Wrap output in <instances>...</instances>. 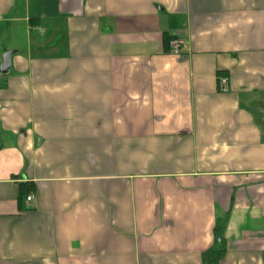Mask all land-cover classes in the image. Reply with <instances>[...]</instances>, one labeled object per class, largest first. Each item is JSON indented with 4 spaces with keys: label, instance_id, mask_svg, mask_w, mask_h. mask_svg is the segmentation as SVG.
<instances>
[{
    "label": "crops",
    "instance_id": "0c3cea01",
    "mask_svg": "<svg viewBox=\"0 0 264 264\" xmlns=\"http://www.w3.org/2000/svg\"><path fill=\"white\" fill-rule=\"evenodd\" d=\"M6 52L0 264H264V0H0Z\"/></svg>",
    "mask_w": 264,
    "mask_h": 264
},
{
    "label": "built area",
    "instance_id": "2783aa9c",
    "mask_svg": "<svg viewBox=\"0 0 264 264\" xmlns=\"http://www.w3.org/2000/svg\"><path fill=\"white\" fill-rule=\"evenodd\" d=\"M182 43L177 38H172L168 42L169 53L175 56H180ZM221 81V90H226L227 79L223 78ZM32 197H27L26 201L30 202Z\"/></svg>",
    "mask_w": 264,
    "mask_h": 264
},
{
    "label": "water",
    "instance_id": "95a60500",
    "mask_svg": "<svg viewBox=\"0 0 264 264\" xmlns=\"http://www.w3.org/2000/svg\"><path fill=\"white\" fill-rule=\"evenodd\" d=\"M11 52H6L2 56V62L0 64V75H6L10 67Z\"/></svg>",
    "mask_w": 264,
    "mask_h": 264
},
{
    "label": "trees",
    "instance_id": "16d2710c",
    "mask_svg": "<svg viewBox=\"0 0 264 264\" xmlns=\"http://www.w3.org/2000/svg\"><path fill=\"white\" fill-rule=\"evenodd\" d=\"M172 39V38H171ZM213 260V259H212Z\"/></svg>",
    "mask_w": 264,
    "mask_h": 264
}]
</instances>
